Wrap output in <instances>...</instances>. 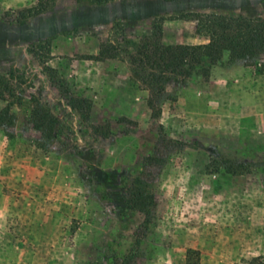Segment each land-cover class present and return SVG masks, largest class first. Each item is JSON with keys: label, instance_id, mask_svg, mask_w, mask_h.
<instances>
[{"label": "rangeland", "instance_id": "obj_1", "mask_svg": "<svg viewBox=\"0 0 264 264\" xmlns=\"http://www.w3.org/2000/svg\"><path fill=\"white\" fill-rule=\"evenodd\" d=\"M36 2L0 0V74L26 81L16 126L0 127V264L264 258V56L245 67L225 54L209 80L169 84L159 118L127 59H91L117 26L138 40L159 23L166 45L207 44L195 16L264 18V0H57L18 24ZM38 104L60 122L50 149L36 142ZM226 158L250 171L226 173ZM144 170L156 201L148 226L127 208Z\"/></svg>", "mask_w": 264, "mask_h": 264}, {"label": "trees", "instance_id": "obj_2", "mask_svg": "<svg viewBox=\"0 0 264 264\" xmlns=\"http://www.w3.org/2000/svg\"><path fill=\"white\" fill-rule=\"evenodd\" d=\"M106 2L109 0H97ZM57 0H37L36 4L21 11L17 23L39 16L51 9ZM197 33L206 36L209 41L203 45H166L162 42V25L156 23L153 31L138 40L130 38L122 26L114 28V37L101 43L98 55L91 56L96 61L127 59L132 66V76L136 82L149 92L147 101L154 118L161 116L160 103L173 100L168 93L171 83L184 84L194 76L209 80L213 66L221 63L225 54L231 65L250 67L264 56V18L225 17L218 15H197ZM26 81L15 73L0 74V101L6 106L0 110V127L11 130L17 124L12 112L15 105L24 100ZM88 113L92 105L82 100ZM76 108V107H74ZM31 121L33 128L40 133L37 145L41 149H50L60 136L59 120L50 110L38 104L34 108ZM105 138L111 131L103 126L97 130ZM151 160V159H150ZM150 164L151 161H150ZM149 165V164H148ZM251 163L223 159L221 165L228 174L239 175L249 172ZM217 172V171H216ZM153 173L142 171L135 177L127 200V208L144 215V226H148L156 206L155 197L150 192V180ZM188 264H192L189 261ZM240 264H264L263 257H255Z\"/></svg>", "mask_w": 264, "mask_h": 264}, {"label": "crops", "instance_id": "obj_3", "mask_svg": "<svg viewBox=\"0 0 264 264\" xmlns=\"http://www.w3.org/2000/svg\"><path fill=\"white\" fill-rule=\"evenodd\" d=\"M230 74H232V72H230V73H229V72H228V73H226V76H228V75H230Z\"/></svg>", "mask_w": 264, "mask_h": 264}]
</instances>
